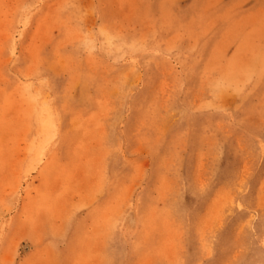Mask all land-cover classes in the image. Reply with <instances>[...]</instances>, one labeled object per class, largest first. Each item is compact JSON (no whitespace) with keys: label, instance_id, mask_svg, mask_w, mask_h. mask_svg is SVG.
Wrapping results in <instances>:
<instances>
[{"label":"rangeland","instance_id":"obj_1","mask_svg":"<svg viewBox=\"0 0 264 264\" xmlns=\"http://www.w3.org/2000/svg\"><path fill=\"white\" fill-rule=\"evenodd\" d=\"M0 264H264V0H0Z\"/></svg>","mask_w":264,"mask_h":264},{"label":"bare ground","instance_id":"obj_2","mask_svg":"<svg viewBox=\"0 0 264 264\" xmlns=\"http://www.w3.org/2000/svg\"><path fill=\"white\" fill-rule=\"evenodd\" d=\"M50 77V76H49Z\"/></svg>","mask_w":264,"mask_h":264}]
</instances>
